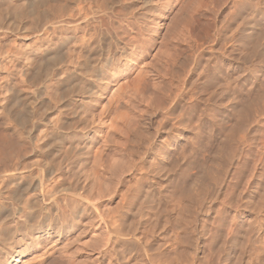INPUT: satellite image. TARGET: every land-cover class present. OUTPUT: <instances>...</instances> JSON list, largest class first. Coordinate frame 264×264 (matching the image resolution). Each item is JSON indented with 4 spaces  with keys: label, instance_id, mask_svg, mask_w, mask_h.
Segmentation results:
<instances>
[{
    "label": "rangeland",
    "instance_id": "obj_1",
    "mask_svg": "<svg viewBox=\"0 0 264 264\" xmlns=\"http://www.w3.org/2000/svg\"><path fill=\"white\" fill-rule=\"evenodd\" d=\"M35 1L0 0V159L3 160H0L1 169L5 165L4 168H7L6 162L8 166L11 165L10 167L22 165V168L24 166V168L28 166L32 168L43 164L45 159H48L47 161L55 159L53 150L45 149L43 147L45 143L38 136L45 127L55 130L52 126L55 120L58 121L59 133L66 136L73 137L77 125H80L76 122L77 117L73 115L72 107L75 100L73 89L67 84L73 76L74 62L82 57V60L89 59L90 64H95V61L104 54L109 59L106 58L107 66L105 65L102 70L103 82L100 91L98 90L94 97H85L76 107L80 112L81 109L83 111V108H86L84 109L86 117L82 125L86 126L84 132L88 139L85 148L80 151L82 155L77 156L78 159L75 158L74 164L72 159V164L66 165L67 170L79 175V181L73 177V181H77L74 184H77L75 186L78 192L88 195L97 209L85 202L81 203L78 206L80 210L78 209L77 218H73V223L70 222L71 226L60 237L43 239L39 245L36 244L38 246L21 255L15 264H38L42 260L44 264H96L97 260L101 259V253L109 247L106 245L104 247L108 237L104 218L111 215L117 202H120L118 200L120 198L114 193L120 187L118 179L131 175L129 169L133 164V156L131 157L129 148L128 151L126 150L129 147L127 132L138 120L144 119L143 115L146 111L152 109L149 107L160 103L159 92L164 84L170 80H177V76L181 77L184 72L186 79L184 77L183 79L189 80L190 90L195 89L191 94H197L195 97H193L195 94L191 95L186 101L189 107L185 108L188 113L190 111L188 117L192 115L189 117L191 119L187 120L188 128L185 135L187 138L183 143L185 148L183 151L186 150L187 154L184 153L185 158H182L184 154L178 156L182 152L179 147L167 148L169 161L163 166H166L167 170L176 159L177 161L180 159L181 163L178 162L180 165L178 166L177 162L174 165V168L180 169L172 170L170 167L167 172H172L168 175L164 169L163 178L156 176L155 173H152L155 176L150 174L159 183L156 182L157 191L155 190V194L152 195L153 200L148 196L152 187L147 186L146 183L144 185L142 181V187H147L141 189L143 194H139L141 204L138 202L139 205L138 203L135 205L133 213L129 212L124 217V227H128L127 231H135L137 228L142 232L144 228H148L147 232L145 229L142 233L145 242L143 245L148 247L146 250L170 262L181 252L179 256L184 255L185 258H190L192 254H195L192 257H199L200 260L203 258L204 264H264V237H262L264 236V16L251 19V15H248L245 21L239 17L231 18L235 13L234 5L239 0ZM262 7L264 11V5ZM238 25L242 29H247V32L235 34L234 30ZM110 50L115 52L110 54ZM181 62H184L185 70L181 69ZM29 99L34 100L33 108L26 106L25 101ZM157 118L154 119L155 122L153 121L154 126H157L155 125ZM147 131L152 132L150 129ZM50 139L53 141L55 138ZM5 153V158L9 157V160L4 159ZM7 154L13 155L16 159ZM172 160L175 162L172 163ZM13 162H16V165ZM168 163L171 165L168 166ZM198 171L202 172V175ZM195 182H198V185ZM114 186L118 187L114 190ZM190 188H193L192 191L189 190ZM175 189L177 191L179 189V194ZM196 191L198 194L200 192L199 195L203 193L201 204L197 202L199 197L198 199L193 197ZM112 193L113 195H110ZM144 193H148L149 198L144 197L146 195ZM175 194L179 195L177 198L184 196L180 200L182 203L180 206L179 201H177L178 205L176 203V206L174 205ZM221 197L224 198L223 201ZM141 198L147 199V203ZM192 198L197 199L194 200L197 206L199 205L198 208ZM148 204L151 205L150 209L155 207L156 211L149 210L150 213L145 221L140 216L141 211L145 208L147 210L150 206ZM163 204L164 206L166 204L167 209L170 208L169 211L165 209L166 212H162ZM187 205L189 206L187 213L191 209L195 211H190L188 215L194 211L187 217L192 218L191 222L185 225L183 222L187 216L185 213L187 209L183 211L181 207L185 208ZM179 210L184 212L185 218ZM177 214L182 216L179 218ZM178 220L185 226L183 224L178 226ZM203 221L204 223H201ZM166 235L169 237L167 238ZM130 246L128 243H122L116 251L123 253L126 261L131 264L135 262L143 264L144 259L139 261V255H143L142 249L131 246V250ZM188 250L190 251L187 252ZM112 256L110 262L116 264L115 257ZM137 257L138 260L135 261Z\"/></svg>",
    "mask_w": 264,
    "mask_h": 264
},
{
    "label": "bare ground",
    "instance_id": "obj_2",
    "mask_svg": "<svg viewBox=\"0 0 264 264\" xmlns=\"http://www.w3.org/2000/svg\"><path fill=\"white\" fill-rule=\"evenodd\" d=\"M34 1V0H33ZM37 1V0H36ZM35 1V2H36ZM254 2H256L257 4H254ZM2 4V3H1ZM29 5V4H28ZM264 2L263 0H239L238 2L235 3V13H233L232 17H239L241 20L245 21V19L248 17V15H251L250 17H252L251 19H253V17H261L264 16V11H263V6ZM31 6V5H30ZM232 6V5H231ZM24 7V6H23ZM233 7V6H232ZM234 8V7H233ZM78 9V8H77ZM48 10V9H47ZM27 11V10H26ZM28 12V11H27ZM26 12V13H27ZM24 13V12H23ZM42 13V12H40ZM46 12H44L45 14ZM49 13V12H48ZM29 14V13H28ZM226 14V13H225ZM39 15V14H38ZM47 15V14H46ZM51 15V13H50ZM49 15V16H50ZM63 15V14H62ZM78 15V14H77ZM45 16V15H44ZM56 16V15H55ZM37 17V16H35ZM73 17V16H72ZM44 18V17H43ZM235 18V19H236ZM40 19V18H39ZM58 19V18H57ZM56 19V20H57ZM44 20V19H43ZM47 20V18H46ZM48 21V20H47ZM242 21V22H243ZM45 22V21H44ZM53 23V22H52ZM228 23V22H227ZM56 25V23L54 24ZM60 25V24H59ZM254 25V24H253ZM48 26V25H47ZM247 26V25H246ZM53 27V26H52ZM49 28V27H48ZM47 28V29H48ZM229 29V28H228ZM55 31V30H54ZM233 31V30H232ZM237 33L240 32H247V29H242L239 25L237 27L236 30H234ZM52 32V31H51ZM234 33V32H233ZM49 34V33H48ZM250 34V33H249ZM221 35V34H220ZM235 36V35H234ZM94 37V36H93ZM221 37V36H220ZM223 38V37H222ZM90 39V38H88ZM219 39V37H218ZM224 42V41H223ZM86 44V43H85ZM197 45V44H196ZM199 46V45H198ZM228 47V46H227ZM201 48V47H200ZM95 49V48H94ZM124 49V48H122ZM121 49V50H122ZM90 50V49H89ZM99 50V49H98ZM224 50V49H223ZM113 51L110 50V54ZM115 52V51H114ZM113 52V53H114ZM109 53V52H108ZM118 53V52H117ZM195 53V52H194ZM198 53V52H197ZM88 54V53H87ZM90 54V53H89ZM109 55V54H108ZM201 55V54H199ZM9 56V55H8ZM187 56V55H186ZM197 56V55H196ZM81 57V56H80ZM84 57V56H83ZM87 57V56H86ZM113 57V56H111ZM185 57V56H184ZM82 58V57H81ZM79 58V59H81ZM105 54L102 55L98 60L95 61V64H90L88 61L86 60H80L78 59V61L74 62L73 64V76L72 78L69 80V84L68 87L73 89V95L75 96V100L73 102V115H75L77 117V124H80L79 126L77 125V128L75 129V131L73 132V137L72 136H66V135H61L58 131L59 126H58V121L56 122V120L54 121V125L52 123V126H54L55 130H50L48 129V127H45L42 129V131L40 132V137L39 139L42 140L45 144H43V147H45V149H50L53 150V156L55 157L54 160H50L47 161L48 159L43 160V164H38L37 167H32V168H22L21 166H12L11 165L8 166L7 164V168H4L5 166H3V169L0 168V264H15L16 262L19 261V257L21 255H23L26 251H30V249H32L35 246H38L39 243L43 240V239H49V238H54V237H60L73 223V218H77L78 212H79V208L78 206L85 202L87 205L94 207L97 209L96 205H94V203L92 202V199L85 196V194L83 195L82 193H79L78 188L76 189L77 184H74L77 181H73V177H76L75 179L78 180V174L74 173L72 171H69V169L67 170V166H69L70 164H72V159H73V164L75 163L74 161H76L75 158L78 159V157L82 154H80V151L82 149L85 148V145L87 144V137H86V133L84 132V130L86 129V126L83 127V120L86 117L85 111L83 108V111L81 109L78 111L76 107H78L79 102L83 101L85 99V97H89V96H95L97 94V91L100 89V87L102 86V74H103V68L105 67L108 59ZM202 58V57H201ZM49 59V58H48ZM87 59V58H86ZM94 60V59H93ZM179 59H177L178 61ZM200 60V58H199ZM203 60V59H202ZM184 61V60H183ZM180 62V61H179ZM178 62V63H179ZM185 62V61H184ZM184 62H181L179 65L181 67V69L185 68L184 66ZM174 63V62H173ZM186 63V62H185ZM9 64V63H8ZM183 64V65H182ZM197 64V63H196ZM200 61L197 64L199 67ZM172 65V64H171ZM107 66V65H106ZM178 66V65H177ZM183 66V67H182ZM69 67V66H68ZM67 67V68H68ZM179 67V66H178ZM197 67V68H198ZM196 68V67H195ZM72 69V68H71ZM173 69V68H172ZM47 70V69H46ZM185 70V69H183ZM44 71V70H43ZM182 71V70H181ZM184 72V71H183ZM54 73V72H53ZM179 73L180 69H179ZM14 74V73H13ZM67 74V73H66ZM65 74V75H66ZM175 74V73H174ZM43 75V74H42ZM173 75V74H172ZM179 75V74H178ZM182 79L180 76H177L178 79L174 81H168L170 83H165L164 86L160 89L159 92V102L158 100L152 104H155L152 107H149L151 110L146 111L147 115H143L144 119H141L140 121L138 120L134 126L132 125L133 128L129 129L128 133V140L127 142H129V147H127V151L129 148L130 151V155L131 157L133 156L132 160H133V164L131 165L132 167L129 169V172H131L130 177H126L124 179H120L122 177H120L118 179V184H119V188L115 190L116 187L118 186H114V193L117 195V197H119L120 202L116 204V207L114 209V211L111 213V215L109 214L107 218H104V223L106 226V230H107V240L105 242H107L106 244H104L106 246H109L106 250H104L101 253V259L97 260L96 264H113L110 262V259L113 258L112 255H114L115 260H116V264H131L130 262H127L125 257L123 256V253H119L116 251L118 248V246L120 244H124V243H128L132 246V248L140 247L142 249L143 255H139L140 259H144L142 261H144V263L146 264H204V261L202 262L203 258H201L202 260H200L199 257H192V253L191 251L190 254L191 257L190 258H185V256H179V254H181V252L179 254H177V258H175L174 260L172 259L171 262L169 260H164L163 258L157 257L155 255H152L151 252L149 250H146V246H144L143 244L144 242V236H143V232H147L148 228H144V231L142 232V230L135 228V231H127L126 229H128V227H124V217L127 215V213L132 212L133 208L135 207V205H137V203L140 200V196L139 195L141 193V189L147 187L148 185H150V187H152L150 189V194H148L149 197H151V199L153 198L152 195H154V191L156 190V182L158 181L157 179H154L150 174L155 173L156 176L163 178V172L166 170V166L164 167V163L166 161H169V149H167L168 147H171V149H175L176 147L180 149L181 154H179L178 152V156L180 157L181 155H183L185 151H183L184 146L183 143L185 141V135H186V130H187V120L191 119L188 117V114H190V111L188 113L187 105L186 101H188L189 98H191V91L190 90V86H189V80H185L186 78L184 77L185 72L183 74H181ZM53 76V75H52ZM54 77V76H53ZM64 77V76H63ZM183 77L185 79H183ZM47 78V76L45 77ZM50 78V77H49ZM172 79V78H171ZM48 80V79H47ZM67 80V79H66ZM197 80V79H196ZM166 81V80H165ZM20 82V81H19ZM144 82V81H143ZM49 83V82H48ZM63 83V82H62ZM66 83V82H65ZM66 84V85H67ZM47 85V84H46ZM193 85V83H192ZM55 86V85H54ZM107 86V85H106ZM145 86V85H144ZM224 86V85H223ZM45 87V86H44ZM67 87V88H68ZM102 88V87H101ZM24 89V88H23ZM63 89V88H62ZM61 90V89H60ZM64 90V89H63ZM195 89H193L192 92H194ZM8 91V90H7ZM45 91V90H44ZM48 91V90H47ZM50 91V89H49ZM100 91V90H99ZM118 91V90H117ZM214 91V90H213ZM211 91V92H213ZM14 92V91H13ZM56 92V91H55ZM54 92V93H55ZM120 92V91H118ZM30 93V92H29ZM214 93V92H213ZM216 93V92H215ZM1 94V93H0ZM51 94V93H50ZM58 94V93H57ZM56 94V96H57ZM61 94V93H60ZM115 94H117L115 92ZM52 95V94H51ZM197 94H195L193 97H195ZM27 96V95H26ZM30 96V95H29ZM35 96V94H34ZM54 96V97H56ZM61 96V95H60ZM115 96V95H114ZM117 96V95H116ZM119 96V95H118ZM216 96V94H215ZM218 96V94H217ZM254 96V95H253ZM57 98V97H56ZM59 98V97H58ZM116 98V97H115ZM220 98V97H219ZM10 99V98H9ZM23 99V97H22ZM201 99V98H200ZM28 100V98H27ZM60 100V99H59ZM57 99V101H59ZM70 100V99H69ZM33 99H29V101H25L26 102V106H28V108H33L32 104H33ZM42 101V100H41ZM56 101V103H57ZM198 101H200L198 99ZM197 101L196 104H198L199 102ZM17 102V101H16ZM23 102V101H22ZM69 102V101H68ZM203 102V100L201 101ZM262 102V101H261ZM3 103V102H2ZM213 103V102H212ZM203 104V103H202ZM25 105V104H24ZM41 105V104H40ZM45 105V104H44ZM85 105V104H84ZM42 106V105H41ZM53 106V105H52ZM200 106V105H199ZM24 107V106H23ZM48 107V105H47ZM187 107V108H185ZM198 107V106H197ZM196 107V108H197ZM25 108V107H24ZM23 108V109H24ZM43 108V107H42ZM53 108V107H52ZM80 108V107H79ZM82 108V107H81ZM203 108V107H202ZM13 109V108H12ZM22 109V108H21ZM22 109V110H23ZM38 109V108H37ZM195 109V108H194ZM264 109V108H263ZM262 109V110H263ZM33 110V109H32ZM47 110V109H46ZM45 110V111H46ZM63 110V109H62ZM193 110V108H192ZM191 110V111H192ZM251 110V109H250ZM40 111V110H39ZM48 111V110H47ZM46 111V112H47ZM194 111V110H193ZM196 111V110H195ZM201 111V110H200ZM254 111V110H253ZM21 112V110H20ZM35 112V111H34ZM72 112V111H71ZM262 112V111H261ZM42 113V112H41ZM48 113V112H47ZM195 113V112H194ZM193 113V114H194ZM198 114H200L199 112H197ZM196 113V115H197ZM235 113V112H234ZM51 114V113H50ZM58 114V112H57ZM248 114V111H247ZM36 115V114H35ZM52 115V114H51ZM194 115V116H196ZM252 115V114H251ZM261 115V114H259ZM63 116V115H62ZM71 116V115H70ZM142 116V115H141ZM146 116V117H145ZM198 116V115H197ZM210 116V114L208 115ZM257 116V114H256ZM160 117V119L158 120V118ZM213 117V116H212ZM215 117V116H214ZM263 117V116H262ZM10 118V117H9ZM47 118V117H46ZM60 118V117H59ZM69 118V116H68ZM134 118V117H133ZM142 118V117H141ZM157 118V124L155 123L154 126V119L156 120ZM189 118V119H188ZM195 118V117H193ZM216 118V117H215ZM248 118V117H247ZM49 119V118H48ZM53 119V117H51V120ZM128 119V118H126ZM125 119V120H126ZM130 119V118H129ZM197 119V118H196ZM237 119V118H236ZM39 120V119H38ZM50 120V121H51ZM60 120V119H57ZM91 120V119H90ZM137 120V119H136ZM194 120V119H193ZM198 120H200V117L198 116ZM215 120V119H214ZM257 120V119H256ZM49 121V120H48ZM61 121V120H60ZM154 121V122H153ZM159 121V122H158ZM196 121V120H195ZM259 121V120H258ZM16 122V121H15ZM21 122V121H20ZM47 122V121H46ZM45 122V124H47ZM56 122V123H55ZM190 122H192L190 120ZM208 122V121H207ZM214 122V121H213ZM212 122V123H213ZM19 123V122H18ZM49 123V122H48ZM71 123V122H70ZM73 123V122H72ZM211 123V122H210ZM237 123H238V119H237ZM83 124V125H82ZM11 125V124H10ZM18 125V124H17ZM38 125V124H37ZM44 125V124H42ZM50 125V124H49ZM64 125V124H63ZM72 125V124H71ZM90 124H88L89 127ZM191 125H193L191 123ZM196 125V124H195ZM238 125V124H237ZM51 126V125H50ZM76 126V125H75ZM240 126V124H239ZM64 127V126H63ZM117 127V126H116ZM119 127V126H118ZM131 127V126H130ZM191 127V126H190ZM195 127V126H194ZM243 127V126H242ZM241 127V128H242ZM73 129V130H74ZM148 129L152 130V132L147 131ZM239 129V128H238ZM23 130V129H22ZM25 130V129H24ZM41 130V129H40ZM116 130V129H114ZM243 130V128H242ZM31 131V129L29 130ZM234 131V130H233ZM240 131V129H239ZM249 131V130H248ZM24 132V131H23ZM27 132V131H26ZM25 132V133H26ZM38 132V131H36ZM150 132V133H148ZM230 132V131H228ZM21 133V132H20ZM19 133V134H20ZM28 133V132H27ZM236 133V132H235ZM234 133V135H235ZM38 134V133H37ZM188 134V133H187ZM228 134V133H226ZM232 134V132H231ZM24 135V134H21ZM13 136V135H12ZM35 136V135H34ZM127 136V135H126ZM229 136V135H226ZM11 137V136H10ZM55 138L53 139V141H51L50 138ZM240 137V136H239ZM125 138V137H124ZM236 138V137H235ZM8 139V138H7ZM11 139V138H10ZM31 139V138H30ZM200 139V138H199ZM246 139V138H245ZM36 140V139H35ZM39 140V141H40ZM55 140V141H54ZM92 140V139H91ZM206 140V139H205ZM244 140V139H242ZM8 141V140H7ZM34 141V140H33ZM51 141V143H50ZM35 143V142H34ZM33 143V144H34ZM6 144V143H5ZM188 144V143H187ZM39 145V144H38ZM127 145V146H128ZM189 145V144H188ZM20 146V145H19ZM36 147V145H34ZM187 146V145H186ZM27 147V146H26ZM165 147V148H164ZM222 148V147H221ZM13 149V148H12ZM42 149V148H41ZM44 149V148H43ZM220 150V149H219ZM17 151V150H16ZM173 151V150H170ZM179 151V150H177ZM175 152V151H174ZM15 153V152H14ZM128 153V152H127ZM216 153V152H215ZM221 153V152H220ZM173 154V153H172ZM171 154V155H172ZM187 154V153H185ZM185 154L183 156H181L182 158H185ZM214 154V153H213ZM12 156V158L14 157L11 154H7ZM20 155V154H19ZM46 155V154H45ZM217 155V154H216ZM215 155V156H216ZM221 155V154H220ZM219 155V156H220ZM246 155V154H245ZM5 155L3 156L4 159H8L5 158ZM18 156V154L16 155V157ZM22 156V155H21ZM51 156V155H50ZM78 156V157H77ZM222 156V155H221ZM2 157V156H1ZM84 157V156H83ZM130 157V156H129ZM178 157V158H179ZM223 157V156H222ZM225 157V156H224ZM15 158V157H14ZM181 158V159H182ZM217 158V157H216ZM247 158V157H246ZM10 159V158H9ZM8 159V160H9ZM16 159V158H15ZM75 159V160H74ZM101 159V158H100ZM226 159V158H225ZM239 159V157H238ZM1 161H3L2 159H0ZM38 160V159H37ZM81 160V158H80ZM97 160V159H96ZM178 159H176V162H180L177 161ZM218 160V159H217ZM224 160V158L222 159V161ZM23 161V160H22ZM40 161V160H39ZM45 161V162H44ZM99 161V160H98ZM171 161V160H170ZM195 161V160H194ZM212 161V160H210ZM220 161V160H219ZM221 161V162H222ZM228 161V160H227ZM226 161V162H227ZM233 161V160H232ZM38 162V161H37ZM157 162V163H156ZM175 162V160H172V163ZM176 162L173 163V167L169 166L170 163H168L167 167L168 169L175 170L176 167L174 168L176 165ZM185 162V161H184ZM224 162V161H223ZM14 163V162H13ZM16 163V162H15ZM14 163V164H15ZM28 163V162H27ZM82 163V162H81ZM167 163V162H166ZM187 163V162H186ZM211 163V162H210ZM218 163V162H217ZM217 163H215L217 165ZM220 163V162H219ZM231 163V162H230ZM246 163V162H245ZM212 164V163H211ZM228 164V163H227ZM16 165V164H15ZM67 165V166H66ZM76 165V164H75ZM99 165V164H98ZM171 165V164H170ZM180 164L178 163V166ZM195 165V164H194ZM66 166V167H65ZM188 166V165H187ZM201 166V165H200ZM199 166V167H200ZM208 167V165H206ZM247 166V165H246ZM1 167V166H0ZM196 167V166H195ZM197 167V168H199ZM203 167V166H201ZM205 167V165H204ZM213 167V166H211ZM97 168V167H96ZM210 168V166H209ZM165 169V170H164ZM167 169V170H168ZM180 169V168H179ZM205 169V168H204ZM213 169V168H212ZM221 169V168H220ZM123 170V169H122ZM126 170V169H125ZM166 170V172H167ZM188 170V169H187ZM206 170V169H205ZM98 171V170H97ZM170 171V170H169ZM182 171V169L180 170ZM186 171V170H185ZM184 171V172H185ZM213 171V170H212ZM126 172V171H124ZM151 172V173H150ZM172 172V171H171ZM171 172H167L166 174L168 175ZM187 172V171H186ZM199 174H201L202 172H204L202 170V172L200 173V171H198ZM206 172V171H205ZM208 172V171H207ZM214 172V171H213ZM212 172V174H213ZM230 172V171H229ZM241 172V171H240ZM264 172V171H263ZM81 173V172H80ZM180 173V172H179ZM182 173V172H181ZM211 173V172H210ZM121 174V173H119ZM118 174V176H119ZM127 174V172H126ZM162 174V177H161ZM184 174V173H183ZM195 174V173H194ZM209 174V172H208ZM154 175V174H152ZM166 175V176H167ZM186 175V174H185ZM188 175V174H187ZM202 175V174H201ZM211 175V174H210ZM121 176V175H120ZM155 176V175H154ZM206 176V173H205ZM213 176V175H211ZM254 176V175H253ZM157 177V178H158ZM179 177V176H178ZM200 177V176H197ZM196 177V179H197ZM207 177V176H206ZM223 177V176H222ZM156 178V177H155ZM159 178V179H160ZM166 178V177H165ZM193 178V177H192ZM191 178V179H192ZM211 178V177H209ZM213 178V177H212ZM224 178V177H223ZM74 179V180H75ZM80 179V178H79ZM170 179V178H168ZM195 179V177H194ZM200 179V178H199ZM202 179V177H201ZM225 179V178H224ZM239 179V178H238ZM157 180V181H156ZM161 180V179H160ZM167 180V179H166ZM171 180V179H170ZM180 180V179H179ZM182 180V179H181ZM187 180V179H186ZM185 180V181H186ZM206 180V179H205ZM217 180V179H216ZM79 181V180H78ZM142 181H144V185L146 183L147 186L142 187L143 185L141 184ZM183 181V182H185ZM192 181V180H191ZM207 181V180H206ZM210 181V180H209ZM238 181V180H236ZM169 182V180H168ZM176 182V181H175ZM178 182V181H177ZM201 182V181H200ZM224 182V181H223ZM158 183V182H157ZM196 183V182H195ZM198 183V182H197ZM196 183V184H197ZM216 183V181H215ZM241 183V182H240ZM243 183V182H242ZM257 183V182H256ZM159 184V183H158ZM176 184V183H175ZM179 184V183H177ZM192 184V183H191ZM206 183L203 184V186H205ZM212 184V183H211ZM113 185V184H112ZM117 185V184H116ZM163 185V184H162ZM174 185V184H173ZM182 185V184H181ZM180 185V187H182ZM184 185V184H183ZM198 185V184H197ZM202 185V183L200 184ZM217 185V184H215ZM235 185V184H234ZM243 185V184H242ZM160 186V185H159ZM158 186V188H160ZM168 186V184H167ZM172 186V185H171ZM194 186V185H193ZM222 186V185H221ZM86 186H83V188ZM164 187V185L162 186ZM169 187V186H168ZM175 187V185H174ZM187 187V186H186ZM110 191H111V187ZM108 188V189H109ZM166 188V185H165ZM176 188V187H175ZM178 188V185H177ZM196 188V187H195ZM194 188V189H195ZM198 188V187H197ZM205 188V187H204ZM235 188V187H234ZM81 189V188H80ZM86 189V188H85ZM162 189V188H160ZM168 190H170V188H167ZM166 189V190H167ZM172 189H174L172 187ZM171 189V190H172ZM184 190V188H182ZM193 188H190L189 190H191ZM199 189V188H198ZM201 189V188H200ZM199 189V190H200ZM113 190V189H112ZM163 190V189H162ZM198 190V191H199ZM233 190V189H232ZM240 190V189H239ZM108 191V190H107ZM145 191V190H143ZM148 191V190H147ZM146 191V192H147ZM157 191V190H156ZM159 191V189H158ZM174 191V190H173ZM175 191H177L175 189ZM179 191V189H178ZM177 191V192H178ZM192 191V190H191ZM198 191H196L193 195V197H196L198 199V203L200 202V204L202 203L200 201L201 199V195L200 192L199 194L197 193ZM219 191V190H218ZM149 192V191H148ZM161 192V191H159ZM165 192V191H164ZM172 192V191H171ZM170 192V193H171ZM184 192V191H183ZM187 192V190H186ZM184 192V193H186ZM235 192V191H234ZM167 193V192H165ZM175 193V192H173ZM181 193V192H180ZM189 193V192H188ZM232 193V192H231ZM240 193V192H239ZM238 193V196H239ZM92 194V193H91ZM143 194V193H141ZM146 194V193H144ZM147 194L144 196L146 197ZM160 194V193H159ZM179 194V192H178ZM175 194V198L178 199H174V205L176 203V205L179 204V206L182 204L180 203V200H182L184 197L182 195V199L181 198H177L179 195ZM192 193H190L191 195ZM230 194V193H229ZM110 195H113L110 194ZM173 195V194H171ZM226 195V194H225ZM231 195V194H230ZM243 195V194H242ZM147 196V197H148ZM164 196V195H163ZM187 196V195H185ZM219 196V195H218ZM146 197V198H147ZM148 197V198H149ZM227 197V196H226ZM110 198V197H109ZM169 198H170V194H169ZM189 198V195H188ZM186 198V199H188ZM191 198V197H190ZM205 198V197H204ZM222 198V197H221ZM141 199H145V198H141ZM173 199V197H172ZM193 199V198H192ZM195 199V198H194ZM193 199V200H194ZM195 199V200H197ZM208 200V198H206ZM205 199V200H206ZM224 198H222L223 201ZM235 199V198H234ZM147 203V199H145ZM144 200V201H145ZM153 200V199H152ZM194 200V201H195ZM204 200V199H203ZM202 200V201H203ZM236 200V199H235ZM167 201V200H166ZM177 201L178 204H177ZM189 201V200H188ZM143 202V201H141ZM169 202V201H168ZM183 202V201H181ZM190 202V201H189ZM196 202V201H195ZM197 202H196V207L197 206ZM225 202V201H224ZM140 203V202H139ZM138 203V205H139ZM167 203V202H166ZM170 203H172L170 201ZM187 203V202H185ZM191 203H193V201H191ZM190 203V204H191ZM222 203V202H221ZM141 204V203H140ZM143 204V203H142ZM159 204V203H158ZM169 204V203H168ZM167 204V205H168ZM189 204V206H190ZM232 204V203H231ZM150 205V204H148ZM154 205V204H152ZM161 205V204H160ZM170 205V204H169ZM175 205V206H176ZM185 204L183 203V206ZM195 205V203H194ZM210 205V204H209ZM219 205V204H218ZM222 205V204H221ZM226 205V204H225ZM239 205V204H238ZM158 206V205H157ZM162 206V205H161ZM164 206V204H163ZM166 206V204H165ZM164 206L162 212L166 209L169 211L170 208H166ZM177 206V207H179ZM189 206H185V208L181 207L182 210H186V218L185 215L183 214L184 212L179 210L178 212L184 215V221L183 222L185 225L186 223H189V221L192 219L187 218L188 216H191L194 213V209L189 210V213H187ZM192 208L193 205H191ZM224 206V205H223ZM228 206V205H227ZM230 206V204H229ZM82 207V206H81ZM88 207V206H87ZM139 207V206H138ZM146 207V206H145ZM144 207V208H145ZM151 205L145 209H143L144 211H141V219L145 220L146 217L148 218V213L149 210L154 211L155 207L153 209H150ZM169 207V206H168ZM174 207V206H173ZM188 207V208H187ZM235 207V206H234ZM241 207V206H240ZM137 208V207H136ZM180 208V207H179ZM232 208V207H231ZM238 208V207H237ZM79 209V210H78ZM99 209V208H98ZM158 209V207L156 208ZM161 209V208H160ZM171 209L173 210L172 213H174V209L171 207ZM178 209V208H177ZM200 209V208H199ZM207 209V208H206ZM222 209V208H221ZM137 210V209H136ZM140 209H138L137 212H139ZM193 211V213L190 214V211ZM198 210V209H197ZM82 211V210H81ZM112 211V210H111ZM156 211V210H155ZM199 211V210H198ZM204 211V209H203ZM206 211V210H205ZM208 211V210H207ZM159 212V210H158ZM157 212V213H158ZM166 211H164L165 213ZM177 212V211H176ZM214 212V211H213ZM133 213V212H132ZM131 213V214H132ZM154 213V212H153ZM161 213V212H160ZM168 213V212H167ZM209 213V212H207ZM220 213V212H219ZM135 214V213H134ZM197 214V213H196ZM221 214V213H220ZM219 214V215H220ZM225 214V212H224ZM80 215V213H79ZM103 215V214H102ZM152 215V214H151ZM156 215V214H155ZM153 215V216H155ZM166 215V214H165ZM178 217L180 218V214H177ZM215 215H216V211H215ZM214 215V216H215ZM168 216V215H167ZM81 217V216H78ZM165 217V216H164ZM175 217H176V213H175ZM196 217V215H195ZM154 218V217H153ZM157 218V217H156ZM154 218V219H156ZM167 218V217H166ZM171 218V217H170ZM178 218V219H179ZM201 218V216H200ZM102 219V218H101ZM140 219V218H139ZM150 219V217H149ZM180 219V220H183ZM221 219V218H220ZM219 219V221H220ZM80 220V219H79ZM151 220V219H150ZM161 220V219H160ZM159 220V221H160ZM196 220V219H195ZM200 220V219H199ZM76 221V220H75ZM146 221V220H145ZM144 221V222H145ZM152 221V220H151ZM176 221V219H175ZM194 221V220H193ZM217 221V220H216ZM71 222V224H70ZM149 222V221H148ZM179 222V220L177 221ZM181 222V221H180ZM178 223L177 225L179 226L182 225L181 223ZM191 222V221H190ZM195 222V221H194ZM78 223V222H77ZM126 223V221H125ZM147 223V222H145ZM150 223V222H149ZM153 223V222H152ZM169 223V222H168ZM201 223H204L201 222ZM207 223V222H206ZM219 223V222H218ZM264 223V222H263ZM155 224V223H154ZM157 224V223H156ZM166 224V223H165ZM164 224V225H165ZM183 224V225H184ZM195 224V223H194ZM215 224V223H214ZM127 225V223H126ZM125 225V226H126ZM131 225V224H130ZM129 225V226H130ZM133 225V224H132ZM143 225V224H142ZM146 225V224H145ZM149 225V224H148ZM159 225V224H158ZM161 225V224H160ZM167 225V224H166ZM165 225V226H166ZM184 225V226H185ZM188 225V224H187ZM202 225V224H201ZM204 225V224H203ZM223 225V224H222ZM256 225V224H255ZM135 226V225H134ZM138 226V225H137ZM153 226V225H151ZM184 226H182L184 228ZM216 226V225H215ZM150 227V226H149ZM155 227V226H154ZM153 227V228H154ZM191 227V226H190ZM202 227V226H201ZM225 227V226H224ZM134 228V227H132ZM159 228V227H158ZM189 228V227H188ZM220 227H218L219 229ZM262 228V227H261ZM131 229V228H130ZM137 229V230H136ZM185 229V228H184ZM187 229V228H186ZM191 229V228H190ZM189 229V231H190ZM195 229V228H194ZM221 229V228H220ZM225 229V228H224ZM264 229V228H263ZM168 230V229H167ZM166 230V231H167ZM176 230V229H175ZM181 230V229H180ZM192 230V229H191ZM203 230V229H202ZM163 231V230H162ZM179 231V230H178ZM187 231V230H186ZM211 231V230H210ZM209 231V232H210ZM260 231V230H259ZM150 232V231H149ZM148 232V233H149ZM188 232V231H187ZM192 232V231H190ZM218 232V231H217ZM161 233V232H160ZM196 233V232H195ZM194 233V234H195ZM264 233V232H263ZM153 234V233H152ZM172 234V233H171ZM175 234V233H174ZM173 234V235H174ZM190 234V233H189ZM193 234V233H192ZM191 234V236H192ZM203 234V233H202ZM210 234V233H209ZM221 234V233H220ZM261 234V233H260ZM106 235V234H105ZM149 235V234H148ZM177 235V232H176ZM184 235V234H182ZM211 235V234H210ZM146 236V235H145ZM167 236V235H166ZM185 236V235H184ZM182 236V237H184ZM206 236V235H205ZM169 236H167L168 238ZM173 237V236H172ZM176 237V236H174ZM214 237V236H213ZM264 237V236H262ZM151 238V237H150ZM187 238V236L185 237V239ZM191 238V237H190ZM218 238V237H217ZM171 239V238H170ZM173 239V238H172ZM184 239V240H185ZM105 240V239H104ZM147 241V239H145ZM165 240V239H164ZM179 240V239H178ZM183 240V238L181 239ZM187 240V239H186ZM189 240V239H188ZM207 240V239H206ZM215 240V239H214ZM148 242V241H147ZM173 242V241H172ZM177 242V241H176ZM182 242V241H181ZM185 242V241H184ZM182 242V243H184ZM187 242V241H186ZM162 243V242H161ZM166 243V241H165ZM180 243V240H179ZM181 243V244H182ZM38 244V245H36ZM153 244V242H152ZM163 244V243H162ZM215 244V243H214ZM127 245V244H126ZM148 245V243H147ZM168 245V244H166ZM165 245V246H166ZM178 245V243L176 244ZM186 245V244H185ZM197 245V244H196ZM130 246V248H131ZM162 246V245H161ZM97 247V246H96ZM103 247V248H104ZM158 247V246H157ZM194 247V246H193ZM131 248V250H132ZM156 248V247H155ZM173 248V246H172ZM175 248V247H174ZM215 248V247H214ZM98 249H102V248H98ZM152 249V248H151ZM158 249V248H157ZM176 249V248H175ZM219 249V248H218ZM122 250V248H121ZM139 250V249H138ZM137 250V251H138ZM181 250V249H180ZM211 250V249H210ZM152 251V250H151ZM182 251V250H181ZM190 250H188L187 252H189ZM214 250H212L213 252ZM100 252V251H99ZM127 252V251H126ZM150 252V253H148ZM154 252V251H153ZM156 252V250H155ZM174 252V250H173ZM183 253L185 251H182ZM211 252V253H212ZM136 253V252H135ZM134 253V254H135ZM140 253V254H141ZM162 253V252H160ZM165 253V252H164ZM210 253V252H208ZM53 254V253H52ZM186 254V253H184ZM127 255V254H126ZM158 255V254H157ZM161 255V254H160ZM169 255V254H168ZM175 255V254H174ZM189 255V254H188ZM137 256V255H136ZM163 256V255H162ZM175 256V257H176ZM195 256V254L193 255ZM202 256V254H201ZM210 256V255H209ZM128 257V256H127ZM204 257V256H203ZM206 257V254H205ZM174 258V257H172ZM39 259V258H38ZM167 259V257L165 258ZM186 259V260H185ZM189 259V260H187ZM37 260V259H36ZM35 260V262H36ZM138 260V257L136 258L135 261ZM32 261V260H31ZM40 261V260H38ZM46 261V260H45ZM132 261V260H131ZM134 261V262H135ZM146 261V262H145ZM169 261V262H167ZM206 261V259H205ZM107 262V263H106ZM133 262V263H134ZM141 262V261H140ZM30 263V262H29ZM49 263V262H48ZM136 263V262H135ZM134 263V264H135ZM143 263V264H144ZM226 263V262H225ZM33 264V263H32ZM35 264V263H34ZM38 264H44V260L40 261V263ZM47 264V263H46ZM56 264V263H54ZM137 264V263H136ZM138 264H140L138 262ZM206 264V263H205Z\"/></svg>",
    "mask_w": 264,
    "mask_h": 264
}]
</instances>
